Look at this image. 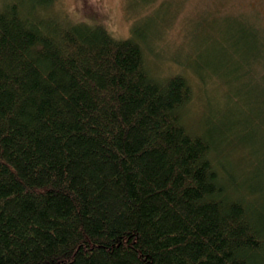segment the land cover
<instances>
[{
	"label": "trees",
	"instance_id": "obj_1",
	"mask_svg": "<svg viewBox=\"0 0 264 264\" xmlns=\"http://www.w3.org/2000/svg\"><path fill=\"white\" fill-rule=\"evenodd\" d=\"M54 2L0 0V264H264L254 114L228 103L191 132L187 77L156 79L141 38ZM228 136L249 146L242 167L220 155Z\"/></svg>",
	"mask_w": 264,
	"mask_h": 264
},
{
	"label": "rangeland",
	"instance_id": "obj_2",
	"mask_svg": "<svg viewBox=\"0 0 264 264\" xmlns=\"http://www.w3.org/2000/svg\"><path fill=\"white\" fill-rule=\"evenodd\" d=\"M51 8L54 14L77 22L103 23L116 38H141L147 68L156 79L163 81L175 74L187 77L193 95L182 113L193 133L202 132L209 118L215 127L218 113L228 103V114L234 113V106L254 116L264 114V0H55ZM245 34L257 37L255 47L241 42ZM243 51H250L247 62ZM256 51L259 58L254 57ZM230 57L241 74L247 70L238 83L223 69L206 63L212 59L223 66ZM254 116L248 118L254 123L252 128L264 138V119ZM237 137L228 136L220 155L242 167L249 146H241Z\"/></svg>",
	"mask_w": 264,
	"mask_h": 264
}]
</instances>
